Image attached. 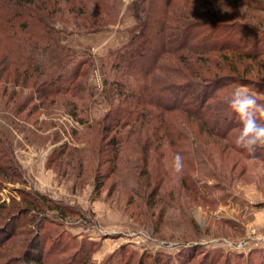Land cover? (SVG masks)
Segmentation results:
<instances>
[{
    "label": "rangeland",
    "instance_id": "obj_1",
    "mask_svg": "<svg viewBox=\"0 0 264 264\" xmlns=\"http://www.w3.org/2000/svg\"><path fill=\"white\" fill-rule=\"evenodd\" d=\"M80 1L98 10L93 0ZM209 1L173 0L172 10L203 22L215 21L206 16L214 11L228 25L251 22L264 29L263 9L223 0L211 9ZM135 3L120 0L117 15L102 17V31L87 29L92 16L72 14L65 0L51 16L64 28V43L90 49L97 58L105 52L85 43H99L90 34L104 32L120 40L124 35L111 28L127 24L121 6L135 16ZM193 31L202 34L195 40L197 53H166L155 75L167 84L208 82L207 105L217 108H208L213 113L202 121L184 111L149 106L117 131L108 120L116 97L98 59L87 80L91 95L41 97L39 85L25 81L0 46V230L9 223L8 228L20 226L12 241L0 246V264H36L24 257L37 243V231L48 248L59 247L53 258L58 264H75L82 255L90 256L89 264L264 263V148L237 147L242 126L221 136L213 122L230 116L228 100L237 88L247 89L264 107V35H210L207 26ZM215 40L223 43L217 50L211 46ZM75 105L78 116L72 113ZM256 114L264 123V115ZM177 155L182 157L179 172L174 170ZM37 200L45 203L42 214L32 210L15 219L17 209H34L30 202Z\"/></svg>",
    "mask_w": 264,
    "mask_h": 264
},
{
    "label": "trees",
    "instance_id": "obj_2",
    "mask_svg": "<svg viewBox=\"0 0 264 264\" xmlns=\"http://www.w3.org/2000/svg\"><path fill=\"white\" fill-rule=\"evenodd\" d=\"M172 1L136 0L134 6L136 21L128 28V40L120 46L107 47L104 55L95 58L90 49L86 52V50L68 46L63 42L64 28L59 27L51 16V13L60 12L56 6H59L63 0H0V46L4 52L0 50L6 59L13 57V61L9 63L22 72L25 81L32 79L39 85L38 90L41 97L72 95L86 98L91 95L87 80L94 59H98L108 73L105 84L111 85L116 97L108 115L109 127H116L114 131L131 124L140 114H144V109L149 106H155L161 111H184L203 121V116L208 114V108H217L216 105H207L209 90L206 84L208 82L202 87L193 81L185 83L187 86L174 82L167 84L155 75V72L161 69L163 56L166 53L179 52L183 49L194 50L197 53L195 40L202 34L193 31L195 28L207 26L211 29L210 35L213 33L264 35V29L251 22H242V25L239 23L228 25L219 17V13L214 11L206 13V16L215 19L213 22H203L204 20H198L203 17H191L190 14L183 17L181 16L183 10L176 16L172 10ZM220 1L222 0H210L209 6L213 9L216 7L214 2ZM223 1H233L242 6L264 10V0ZM65 2L71 7L67 11L72 14L92 16L91 26L86 27L87 29L102 31L106 27L104 23H101L104 19L102 17L109 18L114 14L117 15L120 0H93L98 10L89 2H83L84 4L80 0H65ZM173 19L175 21H172ZM225 27L232 28V33H227ZM246 38L245 41H250ZM201 40H203L202 37ZM225 40L226 37H223V42ZM222 45L223 43L220 44L215 40L211 46L213 50H217L216 48ZM194 84L196 85L193 86ZM215 87L212 90L215 91ZM170 91L172 95L166 96ZM175 94H179L180 99H176ZM78 108V105L73 107V115L78 116ZM229 112H231L230 116L226 113L218 117L216 121L213 119L214 128H217V133L221 136H227L232 130L242 126L237 115H234L232 110ZM232 115L234 119L231 118ZM256 118L259 123L262 122L257 114ZM120 139V136L117 140L114 139L116 145L120 143ZM99 188L100 185H95V190L98 191ZM192 188L196 191L195 187L192 186ZM30 203L36 208L23 206L17 209L15 214L14 212L11 214H14L16 219L22 215H31L32 210H35V213H43L45 203H40L38 200ZM53 207L58 209L59 214L65 215V211L58 203H53ZM7 226L6 230H0V246L10 243L15 232L17 233L20 228L19 225L10 228ZM36 235L38 241L37 243L35 241L33 246L30 245L31 251L24 259H31L36 264H58L53 261L55 250L59 249L56 247L57 244L48 248L47 241L39 236V231L36 232L35 237ZM89 257L83 258V255L81 258L77 257L78 262L75 261V264L80 262L89 264Z\"/></svg>",
    "mask_w": 264,
    "mask_h": 264
},
{
    "label": "clouds",
    "instance_id": "obj_3",
    "mask_svg": "<svg viewBox=\"0 0 264 264\" xmlns=\"http://www.w3.org/2000/svg\"><path fill=\"white\" fill-rule=\"evenodd\" d=\"M229 107L237 115L242 125L235 143L239 148L254 152L264 148V123L256 118L257 111L264 115V107L257 104L256 99L245 88H237L228 100ZM182 157L177 155L174 162L176 172L182 169Z\"/></svg>",
    "mask_w": 264,
    "mask_h": 264
},
{
    "label": "crops",
    "instance_id": "obj_4",
    "mask_svg": "<svg viewBox=\"0 0 264 264\" xmlns=\"http://www.w3.org/2000/svg\"><path fill=\"white\" fill-rule=\"evenodd\" d=\"M128 2L129 1H125L122 4L123 8L127 7L126 4ZM122 6H121V13H120V15H121V17L123 16V21L122 22H124L125 24L127 23V24L126 25H123L124 26V27H122L123 29L121 27H119V26H114L111 29L120 30V32H118V33H121L124 36L119 37L121 39L117 41V39L114 38V37H117L116 35L104 34V32H103L104 35L102 33H99V34H90V35H95V37L97 39H100L99 40V43H97L96 41L90 42L91 39H88L87 41H89V42H85V43L91 44V46L94 47L96 51H99L100 50L99 53H104L105 50L107 49V47H109V46H115L117 44L123 43L128 38V27H131L135 23V16H133V15H130L129 16V15H127L123 11ZM125 14H126V19H125ZM120 20H121V18H120ZM119 23H120V21H119ZM63 40H64V38H63Z\"/></svg>",
    "mask_w": 264,
    "mask_h": 264
},
{
    "label": "built area",
    "instance_id": "obj_5",
    "mask_svg": "<svg viewBox=\"0 0 264 264\" xmlns=\"http://www.w3.org/2000/svg\"><path fill=\"white\" fill-rule=\"evenodd\" d=\"M95 70H97V68H95ZM95 70H94V71H95Z\"/></svg>",
    "mask_w": 264,
    "mask_h": 264
}]
</instances>
